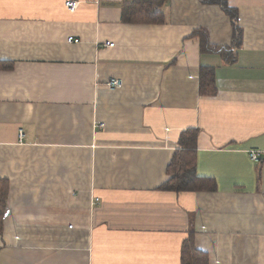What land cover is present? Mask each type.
I'll list each match as a JSON object with an SVG mask.
<instances>
[{
  "label": "crops",
  "instance_id": "1",
  "mask_svg": "<svg viewBox=\"0 0 264 264\" xmlns=\"http://www.w3.org/2000/svg\"><path fill=\"white\" fill-rule=\"evenodd\" d=\"M65 1L0 0V264H181L189 232L208 264H264V0H227L238 43L218 4ZM187 128L214 191L160 189Z\"/></svg>",
  "mask_w": 264,
  "mask_h": 264
},
{
  "label": "trees",
  "instance_id": "2",
  "mask_svg": "<svg viewBox=\"0 0 264 264\" xmlns=\"http://www.w3.org/2000/svg\"><path fill=\"white\" fill-rule=\"evenodd\" d=\"M142 4L153 3L152 0H139ZM202 3L218 4L223 10L230 16L233 23L234 41L238 43L241 35V30L238 28L236 20V10L227 4V0H199ZM123 14L126 20H135L133 17L134 10L127 12V6L125 7ZM140 9V8H139ZM138 9V10H139ZM145 12V11H144ZM144 22L160 23L162 22L161 14L157 11H153L147 18H143ZM195 34L200 37V46L202 50H212L220 53L222 56L227 54L226 47L211 46L208 42L207 31L204 29L196 30ZM227 57V56H225ZM0 68H12L11 62L0 61ZM200 92L202 94H211L215 90L214 86V71L211 67H202L199 73ZM198 136V130L193 128H187L181 131L179 136L180 148L175 150L173 156L166 168L167 178L160 186L163 190L179 191H214L216 190V183L214 179L208 177L199 176L196 173L195 153H196V141ZM9 189V181L5 178H0V233L3 231V216L6 211V201ZM181 264H208V255L204 251H201L195 247L194 234L189 232L187 238H185L181 245Z\"/></svg>",
  "mask_w": 264,
  "mask_h": 264
},
{
  "label": "built area",
  "instance_id": "3",
  "mask_svg": "<svg viewBox=\"0 0 264 264\" xmlns=\"http://www.w3.org/2000/svg\"><path fill=\"white\" fill-rule=\"evenodd\" d=\"M78 4H79V1L78 0H66L65 2H64V6H65V8L68 10V11H70V12H74L76 9H77V7H78ZM68 40L69 41H76V39L74 40L73 39V36L71 35V36H69L68 37ZM107 44V43H106ZM108 45H113V43H108ZM107 86L109 87V88H112V89H114V88H116V87H118L119 85H120V80L118 79V78H115V77H111L108 81H107ZM100 126H104V124L103 123H100ZM20 136H22V133H21V131H20ZM250 157L253 159V160H257V154L256 153H250ZM95 201L96 202H98V199H95Z\"/></svg>",
  "mask_w": 264,
  "mask_h": 264
}]
</instances>
